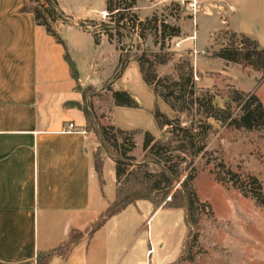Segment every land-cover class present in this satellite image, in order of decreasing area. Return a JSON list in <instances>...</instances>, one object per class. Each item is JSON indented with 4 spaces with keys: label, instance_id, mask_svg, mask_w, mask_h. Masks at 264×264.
<instances>
[{
    "label": "crops",
    "instance_id": "crops-1",
    "mask_svg": "<svg viewBox=\"0 0 264 264\" xmlns=\"http://www.w3.org/2000/svg\"><path fill=\"white\" fill-rule=\"evenodd\" d=\"M57 1L68 17L54 25L65 45L39 25L34 14L19 12L24 0H0V264H37L40 253L54 252L72 230L84 237L66 257L54 255L49 264H195L184 258L189 228L183 209L138 201L89 236L116 198V166L104 153L107 182L102 187L94 159L100 142L86 131V116L77 106L84 97L66 55L83 89L108 85V69L99 64L103 45L96 44L94 30L79 24L105 16L106 3ZM193 2L200 8V19L214 31L245 35L264 49V0ZM215 61L222 65V73L236 72L231 76L234 89L245 93L261 74L251 67ZM132 70L136 77L130 81ZM112 87L127 91L142 107L112 106L116 128L167 138L153 115L156 95L137 62H131ZM175 114L171 110L168 116L176 118ZM69 124L77 130L64 131ZM164 212H169L170 225L180 230L177 237L163 236L153 246L148 232L145 243V217L149 222Z\"/></svg>",
    "mask_w": 264,
    "mask_h": 264
},
{
    "label": "trees",
    "instance_id": "trees-1",
    "mask_svg": "<svg viewBox=\"0 0 264 264\" xmlns=\"http://www.w3.org/2000/svg\"><path fill=\"white\" fill-rule=\"evenodd\" d=\"M138 1L105 0L107 20L101 23L99 34H105L110 40L116 36L117 43L126 51L120 60L121 73L114 80L122 76L131 62H137L144 82L153 89L156 98L162 99L179 117L170 118L156 106L153 115L160 129L167 134L166 139H158L148 131H123L114 124H101L93 103L89 101L97 95L96 88L89 86L83 89L79 85L74 64L66 55L72 75L78 82L77 89L84 97V103L77 106L86 116V131L95 133L100 142L94 159L102 187L105 185L103 152L108 154L116 166V198L100 220L92 226L89 236L97 232L108 219L138 201H149L156 207L185 210L188 235L191 234L199 216V201L194 187L196 165L198 159L208 154L207 140L214 129L211 120L227 128L264 131V104L255 93L234 89L229 96V103L221 107L216 104L214 93L197 87L195 72L189 60L181 61L177 65L178 79L173 80L170 77L162 78L157 72V64L169 63L170 59L166 55H156L155 59L145 52L132 55L136 37L145 41L149 36H154L163 49L167 40L181 36L180 27L161 21L157 16L141 19L135 12ZM19 12L34 14L37 23L65 45L54 29L58 21L68 20L57 0H24ZM94 36L96 44H99L97 30L94 31ZM209 58L244 68L251 67L262 74L260 83L264 80V49L260 48L257 41L245 35L231 33L229 43L210 53ZM114 80L106 86L111 94L112 106L142 108L127 91L114 90ZM183 115L189 118L188 124L181 120L180 116ZM139 134L143 135L145 152L142 160L131 154L136 147L134 136ZM220 166L234 181L236 173L223 163ZM214 175L218 182L226 180L220 171H214ZM246 186L250 187V192L258 203L264 205L263 187L258 178L247 176L240 187ZM83 237V232L72 230L68 241L54 252L40 253L37 264H49L54 255L66 257Z\"/></svg>",
    "mask_w": 264,
    "mask_h": 264
},
{
    "label": "rangeland",
    "instance_id": "rangeland-1",
    "mask_svg": "<svg viewBox=\"0 0 264 264\" xmlns=\"http://www.w3.org/2000/svg\"><path fill=\"white\" fill-rule=\"evenodd\" d=\"M213 9L215 12L221 10ZM135 12L143 20L157 16L161 21L180 27L181 36L167 40L163 49L154 36H149L145 41L136 37L132 55L145 52L152 59L156 55H166L170 59L169 63L157 64V72L160 77L173 80L178 79L177 65L189 60L195 72L197 87L210 90L216 95V104L225 107L235 87L231 76L236 75V72L231 70L226 71L228 74L222 73V65L210 59L209 55L228 44L232 32L226 29L214 31L208 27L200 19V8L193 0H139ZM106 20L107 14L95 22L79 24L98 31L99 45H103L99 64L103 69H108L109 85L121 73L120 60L126 51L119 46L116 36L110 40L105 34H99L101 23ZM134 73L130 81L136 77ZM261 77L262 74L256 76L248 87L251 89L249 93H256L264 104V80L260 83ZM106 86L96 88L97 95L89 101L93 103L99 122L110 126L113 124L112 102ZM157 105L160 109H166L167 115L171 114L170 107L163 101L157 99ZM180 118L184 124H188L186 115ZM211 123L214 129L207 140L208 154L198 159L196 165L194 187L199 201L198 222L187 237L184 258L195 264H264V205L258 203L249 186L240 187L247 176H255L261 182L264 194V131L227 128L213 120ZM142 136H134L136 147L131 152L138 160H142L145 155ZM221 163L236 173L234 181L220 166ZM214 171H220L226 180L216 181ZM168 213L164 212L149 222V217H145V243L148 232L153 246L163 236L177 237L180 230H176L177 225H170Z\"/></svg>",
    "mask_w": 264,
    "mask_h": 264
},
{
    "label": "built area",
    "instance_id": "built-area-1",
    "mask_svg": "<svg viewBox=\"0 0 264 264\" xmlns=\"http://www.w3.org/2000/svg\"><path fill=\"white\" fill-rule=\"evenodd\" d=\"M76 127L73 124H69L66 127H64V131H76Z\"/></svg>",
    "mask_w": 264,
    "mask_h": 264
}]
</instances>
